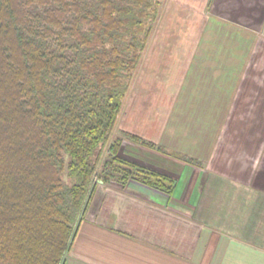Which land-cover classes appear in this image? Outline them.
<instances>
[{"label":"trees","instance_id":"16d2710c","mask_svg":"<svg viewBox=\"0 0 264 264\" xmlns=\"http://www.w3.org/2000/svg\"><path fill=\"white\" fill-rule=\"evenodd\" d=\"M162 1L0 0V264H63L98 184L172 193L120 155Z\"/></svg>","mask_w":264,"mask_h":264},{"label":"crops","instance_id":"0c3cea01","mask_svg":"<svg viewBox=\"0 0 264 264\" xmlns=\"http://www.w3.org/2000/svg\"><path fill=\"white\" fill-rule=\"evenodd\" d=\"M256 20L215 145L182 160L170 146L151 157L128 142L129 161L172 177L175 188L98 184L63 264H264V67L251 64L264 56V17ZM138 115L128 132L159 145Z\"/></svg>","mask_w":264,"mask_h":264},{"label":"rangeland","instance_id":"374dc122","mask_svg":"<svg viewBox=\"0 0 264 264\" xmlns=\"http://www.w3.org/2000/svg\"><path fill=\"white\" fill-rule=\"evenodd\" d=\"M162 6L119 123L124 158H128V142L151 157H162L163 147L170 146L182 160L215 145L242 69L252 55L241 50L251 47L250 32L259 29L256 19L264 17V0H163ZM258 53L251 64L257 61L256 68L264 67V56ZM248 74L246 79H251ZM259 74L264 80V71ZM143 113L149 124L145 133L154 131V138L160 134L157 146L128 138ZM234 123L232 118L226 124L231 128ZM108 183L125 186L114 178Z\"/></svg>","mask_w":264,"mask_h":264}]
</instances>
